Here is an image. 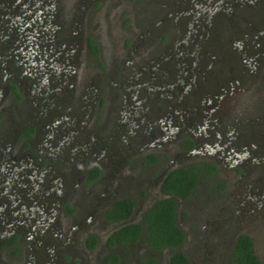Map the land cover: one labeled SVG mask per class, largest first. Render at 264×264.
<instances>
[{"label":"flooded vegetation","instance_id":"obj_1","mask_svg":"<svg viewBox=\"0 0 264 264\" xmlns=\"http://www.w3.org/2000/svg\"><path fill=\"white\" fill-rule=\"evenodd\" d=\"M26 1L0 0V251L8 259L23 256L27 238L31 264H82L71 254L70 223L64 228L60 217L87 205L86 195L99 181L102 230L88 229L81 238L83 253L99 254L97 264H122L123 246L130 247L131 264H164L173 250L181 251L186 264H229L241 235L264 264L254 251L251 228L240 227L236 217L264 214V94L254 100L264 90V0H119L118 12L125 13L116 25L125 28L114 48V59L122 62L117 102L105 111L108 83L101 78L108 74L105 62L98 61L105 71L94 77L95 102L104 108L102 134L97 128V134H82L83 155L58 161L55 170L50 161L56 162L61 134L48 136V130L57 121L63 131L66 123H85L89 100L83 94L66 101L67 107L63 102L33 106L34 120L28 101L39 95L47 100L51 90L37 89L40 68L47 76L56 70L54 82L70 78L75 33L94 58L102 52L93 30L83 33L84 20L77 15L79 9L83 14L98 7L100 0ZM54 84L50 104L61 94ZM241 84L248 86L243 104L234 114H222L221 102L234 98ZM15 143L20 155L6 159V148ZM177 168L191 178L183 194L163 186ZM32 172L40 182L31 181ZM111 175L117 177L113 185ZM79 182L83 191L74 200L69 194ZM123 197L131 202L130 211L115 218L114 204ZM163 197L175 202L178 244L156 253L138 237H117L122 225L142 224V212ZM145 254L155 260L149 262Z\"/></svg>","mask_w":264,"mask_h":264},{"label":"rangeland","instance_id":"obj_2","mask_svg":"<svg viewBox=\"0 0 264 264\" xmlns=\"http://www.w3.org/2000/svg\"><path fill=\"white\" fill-rule=\"evenodd\" d=\"M32 1L34 0H30L26 2H32ZM120 3L121 2L119 0H110L107 3L106 2L104 3V0H100L99 6H103V7L98 6L92 9L90 8L85 9V12H83V14H82L81 9L77 11L78 17H81V19L84 20L85 26L83 29V33L88 34L90 31L93 30V34L98 38L97 43L102 49V52H100V54H98L97 56L99 60H97V58H94L92 55L88 53L86 49H84L83 42H82L83 38H81V36L80 38H78L79 33H75L76 35L75 41L77 43L76 47H78V49H76L75 59H73L72 67H70L71 68V71L69 73L70 78L66 79L67 78L66 75H64V77L60 75L63 77V82H61L62 80L61 78L57 79V81L55 82L52 81L51 79L52 75L56 76L54 75L56 73L55 68H54L55 73L51 74V76L50 75L47 76L45 74V71H46L45 68H40L38 72L39 79L36 82V84H39V82L41 83L38 85L39 87L37 89L42 90L43 88L46 87V89L50 88L51 90H49V94L46 93L47 100L46 98L43 101L40 100V95H39L37 96L36 99H30L28 101L29 105L27 107L29 106L30 107L27 110L30 112V114H32V119L31 118L29 119L34 120V117L37 116L36 114L37 110L35 108L33 110L32 109L33 106L37 108L40 105L47 104L52 108L56 106L57 102L59 103L63 102V104L67 107L69 103H65L66 101L69 102V100L72 99V97L77 99L83 94L86 95L85 97L86 102L89 100V102L87 103V106L83 109V113L86 114V117H84L86 118L85 123L83 124L78 123L72 126L66 123L64 125L65 126L64 131L62 130L59 121L51 124L50 130H48V134H49L48 136L52 135V132H53V135L54 133L61 134L60 135L61 137L58 138L60 139V142L55 143L59 145L57 147L58 151L56 152L53 158L56 162L50 161L53 165L54 170L55 168L59 167L57 165L58 161L61 160L65 162L66 159L69 158V156H73V158L75 159L76 156L83 155L82 154L83 150L79 148V146H81L82 143L78 145L79 141L82 140V138L80 137L82 134H85L86 137H87V133L97 134L94 128H97L98 133L102 134L103 130H99L98 126L102 122L100 121L99 118H100V115L104 113V108H103V105H100L99 108L97 107L96 102H95L96 97H94L95 93L96 92L98 93V91L95 89L96 86L94 82V77L98 76V73L95 74V72H100L99 70L102 69L101 66L98 64V61H100L102 64L105 62L104 64L106 65V70L108 74V75H103L101 78L102 83H108V88H107V93H106L108 97V104L106 107L107 109L105 111L109 112L111 110L112 105L117 102V99H114V96L117 95L116 93L117 87L115 84L117 83L118 78H119V66L122 62L117 59H114V55H115L114 51L116 52L114 48L116 45V41L119 39V34L122 31H124V28H125L123 26L116 25L119 17L125 13V11L122 10L119 14L118 5ZM21 5L22 3H20L19 6ZM26 6H29V5H26ZM94 10H96V12H94ZM21 13H22V18H23L21 20L24 21L27 15L23 12ZM149 54L150 53H148L147 55ZM113 66H115V69L112 75L111 70ZM103 73H105V71ZM57 82H58V86L60 87L55 88L54 91H56L57 89H61L59 90L61 91V94L58 95V100H56L53 104H50V100L53 101L52 98L50 99V96H52V88L56 87L54 83L57 84ZM102 83H101V88H100L101 90L99 94L100 97H103V94L105 93ZM85 84L88 85V89L83 88ZM257 85L258 87L259 85H261L259 80L257 82ZM247 87H248L247 85L241 84L240 90H237L236 93H234L235 94L234 98L232 97L229 100H227L226 98L224 103L221 102L222 105L224 104V108L221 107L222 109L220 110L223 112L222 114H225V113H230L229 115L234 114L236 109H238L239 105L243 104V101H244L243 96H244V92L246 91ZM252 89H253V94H255V91H254L256 89L255 85L253 86ZM262 93L264 94V90L262 92V90L259 89L257 93L258 96L255 97L254 100L256 101L257 98L260 100L261 97H259V95H261ZM248 101H250L249 104L251 105L253 99L252 98L250 99V97H248ZM56 109L58 110V112L61 110V108H58V107ZM103 124H105L104 121L102 122L101 125ZM109 127H111V125ZM56 140L57 139L55 138L50 139V144L54 146V142ZM35 143L41 146L40 141L37 140V142L35 141L34 144ZM120 146H123V148L125 147L123 144H121ZM6 149H7L5 150L6 159H11V156L14 157L15 155H18L19 153V151L17 150V143L11 146H8ZM175 149L176 148H173V150ZM72 150L73 152L70 153V151ZM78 151L80 154L78 153ZM117 152L121 154V150H117ZM24 159L26 158L24 157ZM31 161L33 163L36 162L35 157L33 155H32ZM8 162L9 161H6L7 165H9ZM33 174H34L33 172L30 174L31 181L33 178V180L37 181L36 183L40 182L41 179L35 178ZM52 175H54V172H52ZM108 180L110 181L111 185H113L114 182L117 180V177L111 175L109 176ZM73 191H74L73 193L70 192L69 197L71 198L74 197V200H76L79 192L82 193L83 191V185L81 184V182L77 184V186L75 187ZM101 191H102V183L98 181L96 184L90 187V193L86 195V197L88 198L87 205H84L83 207H81L78 210V213L73 216L64 215L63 217H60V222L64 228L67 226V223H70L68 228L71 226V231H70L72 232V234L70 235V237L72 238L71 244L72 245L74 244V248L72 249L71 254L74 257V260L81 262L82 264H97L98 262L99 254L92 252V251L88 253H83V251L81 250V247H82L81 238H82L83 233L87 231L88 229L95 230L98 232L102 230V227L98 225V218H99L98 209H99V204L102 202L100 198ZM96 212H97V215H96ZM181 215H184V214H181ZM236 217L238 220L237 223L238 225H240V227L242 228L250 227L251 228V234L255 240V250L254 251L259 256V258L263 261L264 260V232H261L262 230L260 228L263 225L261 222H264V214L262 215H259L257 213H254V214L250 213V215L236 214ZM71 219L72 221H70ZM78 222L79 224H77ZM24 239H25L24 241L25 249H24L23 256L17 255L16 258L12 256L11 259H8L6 252L0 251V255H1L0 262L3 264H31V262L28 261L27 259V254H28L29 249L27 247L26 240L28 239L27 238H24ZM129 249H130L129 246L122 247V254H123L122 264H131V257L129 255ZM63 252H66V251H63ZM66 253L70 254V251H67ZM134 264H137V263L134 262Z\"/></svg>","mask_w":264,"mask_h":264},{"label":"trees","instance_id":"obj_3","mask_svg":"<svg viewBox=\"0 0 264 264\" xmlns=\"http://www.w3.org/2000/svg\"><path fill=\"white\" fill-rule=\"evenodd\" d=\"M191 180L187 173L180 168L170 171L164 178L163 186L169 191L183 194L184 184ZM131 208V202L126 198H120L114 204L116 217L126 216ZM175 202L171 197L156 199L142 212L143 223H126L116 230L119 239L140 238L146 243V247L154 252H159L165 246H175L182 238L181 231L175 223ZM112 254L108 255V257ZM148 261L155 260L154 256L146 255ZM164 264H186V260L179 250H173ZM229 264H259L251 249L250 240L246 236H239L232 251Z\"/></svg>","mask_w":264,"mask_h":264}]
</instances>
